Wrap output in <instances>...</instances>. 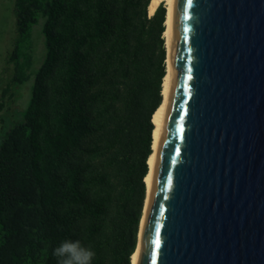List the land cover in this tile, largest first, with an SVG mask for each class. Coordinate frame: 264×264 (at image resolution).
I'll return each mask as SVG.
<instances>
[{"label":"trees","instance_id":"obj_1","mask_svg":"<svg viewBox=\"0 0 264 264\" xmlns=\"http://www.w3.org/2000/svg\"><path fill=\"white\" fill-rule=\"evenodd\" d=\"M150 1L13 0L3 94L32 85L0 141V264H57L64 239L131 264L166 72V8Z\"/></svg>","mask_w":264,"mask_h":264},{"label":"water","instance_id":"obj_2","mask_svg":"<svg viewBox=\"0 0 264 264\" xmlns=\"http://www.w3.org/2000/svg\"><path fill=\"white\" fill-rule=\"evenodd\" d=\"M169 50L135 264H264V0H173Z\"/></svg>","mask_w":264,"mask_h":264},{"label":"rangeland","instance_id":"obj_3","mask_svg":"<svg viewBox=\"0 0 264 264\" xmlns=\"http://www.w3.org/2000/svg\"><path fill=\"white\" fill-rule=\"evenodd\" d=\"M12 9L13 0H0V141L7 129L22 120V113L28 102L32 85V80H30L3 94V89L8 88L13 76V65L8 60L14 37ZM39 28L40 25L33 27V38L36 43L34 68H37L41 62L42 39L38 37ZM10 92L13 95L9 96Z\"/></svg>","mask_w":264,"mask_h":264},{"label":"bare ground","instance_id":"obj_4","mask_svg":"<svg viewBox=\"0 0 264 264\" xmlns=\"http://www.w3.org/2000/svg\"><path fill=\"white\" fill-rule=\"evenodd\" d=\"M160 1L161 0H151L150 1V4H149V12L150 13H152L154 11L155 7L158 5V3ZM163 1H164V5L166 8L165 30H164L165 46H166V72H165V75L162 79V90H161L162 101L152 115V122L154 123V128H153V132H152V138H153L152 152L147 159L148 172L144 178L145 185H146V198H145L144 207H143V214H142V218H141L140 226H139V236H140L141 229H142L143 215H144V210L146 207L150 183H151V179H152V173H153V168H154V161H155V155H156V150H157L159 134H160V130H161L163 120H164L168 96H169V91H170V86H171L172 74H171L170 50H169V26H170L173 0H163ZM138 252H139V245H137L135 251L131 255V264H135L137 256H138Z\"/></svg>","mask_w":264,"mask_h":264},{"label":"clouds","instance_id":"obj_5","mask_svg":"<svg viewBox=\"0 0 264 264\" xmlns=\"http://www.w3.org/2000/svg\"><path fill=\"white\" fill-rule=\"evenodd\" d=\"M52 255L57 264H92L96 253L91 247L83 245L79 239H64L53 249Z\"/></svg>","mask_w":264,"mask_h":264}]
</instances>
